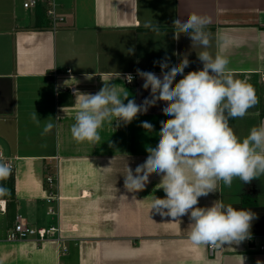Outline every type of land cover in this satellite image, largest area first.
I'll use <instances>...</instances> for the list:
<instances>
[{
    "label": "crops",
    "instance_id": "crops-1",
    "mask_svg": "<svg viewBox=\"0 0 264 264\" xmlns=\"http://www.w3.org/2000/svg\"><path fill=\"white\" fill-rule=\"evenodd\" d=\"M23 1L0 0V153L15 164L14 178L0 181L8 189L0 196V264H264V176L234 179L231 188L220 182L218 191L199 198L198 207L221 200L255 213L250 238L214 256L189 241L188 215L173 220L150 211L154 196L165 197L160 175H150L142 191L125 189L127 165L135 173L146 149L158 144L161 121L171 118L162 112L165 102L131 123H105L96 145L75 141L69 131L77 111L71 86L96 94L114 84L121 98L127 92L141 105L151 90L137 69L161 77L154 62L167 59L170 69L187 57L185 75L201 70L198 54L205 49L173 25L195 13L211 20L207 50L223 52L234 78L255 90L258 103L229 120L246 138L264 123V0H55L64 18L55 25L45 7L26 9ZM148 21L155 30L144 26ZM220 36L232 42L223 47ZM130 74L135 79L128 83ZM145 121L151 131L141 126ZM49 122L56 127L45 133ZM52 171L60 196L53 205L46 191ZM53 206L54 216L48 213ZM18 215L33 227L58 225L67 250L51 239L8 241Z\"/></svg>",
    "mask_w": 264,
    "mask_h": 264
},
{
    "label": "clouds",
    "instance_id": "clouds-1",
    "mask_svg": "<svg viewBox=\"0 0 264 264\" xmlns=\"http://www.w3.org/2000/svg\"><path fill=\"white\" fill-rule=\"evenodd\" d=\"M210 22V18L195 13L185 21L176 19L173 22L180 33L191 38L192 44L197 43L205 49L198 54L203 64L201 70L185 75L184 69L189 66L187 57L170 69L167 59L154 62L159 63L162 78L137 69L144 80L143 88L151 90V99L146 98L141 105L129 100L127 92L121 98L114 84H104L96 94L77 91L74 93L75 122L69 131L75 141L96 145L101 140L99 132L105 123L111 126L114 121L117 125L131 123L158 101L165 102L162 112L171 118L161 121L158 144L146 149L147 159L136 167L135 173L127 165L123 174L124 187L128 192H139L144 190L150 175H160L158 188L163 189L165 197L154 196L150 211L155 210L173 220L188 215L191 221L189 241L215 250L250 238L255 213L237 210L221 200L211 207H198L199 198L218 191L220 182L231 188L234 179L250 183L264 176V123L253 127L242 140L230 127L229 120L244 117L258 99L250 84L234 78L228 67L230 61L223 52L213 55L207 50L211 46V34L205 29ZM144 26L155 30L151 21ZM218 40L223 47L232 42L226 36ZM178 74L183 78L174 83ZM126 79L131 82L133 77L129 75ZM125 100H128L126 104ZM32 118L39 124L36 112ZM141 126L148 131L153 129L147 121ZM54 127L56 124L49 122L44 132ZM11 174V164L0 153V181ZM7 193L8 189L0 185V196Z\"/></svg>",
    "mask_w": 264,
    "mask_h": 264
},
{
    "label": "built area",
    "instance_id": "built-area-1",
    "mask_svg": "<svg viewBox=\"0 0 264 264\" xmlns=\"http://www.w3.org/2000/svg\"><path fill=\"white\" fill-rule=\"evenodd\" d=\"M23 6L26 9H35L38 8L40 6L45 7V11L46 14L48 16V18L50 19V21L53 23V25H55L58 21H63L64 18L59 16V13L57 11V4L55 2V0H24L23 1ZM133 79L132 81L135 79V75L130 74ZM129 76V75H128ZM131 81V82H132ZM128 83H131L127 80ZM70 91L71 93H75L76 87L71 86L70 87ZM8 163L11 164L12 166V174L8 177L11 178L14 176V170H15V164L14 161L11 159H7ZM53 172V171H52ZM46 185H47V202L51 205L55 204V202L59 201L60 196L58 194V190H57V185H56V176L53 173H49L46 176ZM1 208H3L1 206ZM5 210V207L3 208ZM50 215L54 216L57 214V210L56 208L50 207L49 212ZM63 230L58 226V225H52L49 227H33L31 225H28L26 223V221L21 217V216H17L16 217V222L13 225V227H11L8 232H7V240L10 242H19V241H24L30 238H34L39 242H45L47 240H55L57 241L60 249L62 251H66L67 247L64 244L65 239L61 237L60 233ZM260 250L264 251V245H260ZM220 251V249H210L209 248V254L211 256L216 255L218 252Z\"/></svg>",
    "mask_w": 264,
    "mask_h": 264
},
{
    "label": "trees",
    "instance_id": "trees-1",
    "mask_svg": "<svg viewBox=\"0 0 264 264\" xmlns=\"http://www.w3.org/2000/svg\"><path fill=\"white\" fill-rule=\"evenodd\" d=\"M14 177H12V179H13Z\"/></svg>",
    "mask_w": 264,
    "mask_h": 264
}]
</instances>
